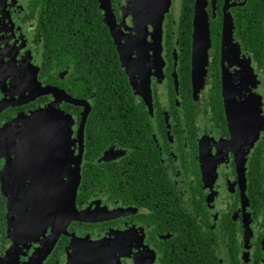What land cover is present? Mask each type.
<instances>
[{"label":"flooded vegetation","instance_id":"af4514ba","mask_svg":"<svg viewBox=\"0 0 264 264\" xmlns=\"http://www.w3.org/2000/svg\"><path fill=\"white\" fill-rule=\"evenodd\" d=\"M159 1L0 0V264H264V0Z\"/></svg>","mask_w":264,"mask_h":264},{"label":"water","instance_id":"95a60500","mask_svg":"<svg viewBox=\"0 0 264 264\" xmlns=\"http://www.w3.org/2000/svg\"><path fill=\"white\" fill-rule=\"evenodd\" d=\"M134 1H135V4H142L143 5V3H144V0H134ZM100 4H101V8L107 12L106 23L108 24V26L112 30V34H113V37L115 39V43L117 45H119L118 37L116 35L117 20H116V17L114 15V12H113V2H112V0H100ZM158 4H160V14L163 18V16L165 15V13L168 10V7L171 4V0H160L158 2ZM141 11L142 10H140L139 12H141ZM206 33H207V31L203 30L200 27V31L196 34V44L197 45L199 43V39L201 41V36H204V41H205ZM119 51L121 52L120 48H119Z\"/></svg>","mask_w":264,"mask_h":264},{"label":"trees","instance_id":"16d2710c","mask_svg":"<svg viewBox=\"0 0 264 264\" xmlns=\"http://www.w3.org/2000/svg\"><path fill=\"white\" fill-rule=\"evenodd\" d=\"M109 37V36H108ZM108 51H111L113 53V55H116V52H115V47L114 45L112 44L111 40L108 39ZM115 57V56H114Z\"/></svg>","mask_w":264,"mask_h":264}]
</instances>
